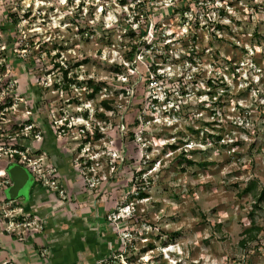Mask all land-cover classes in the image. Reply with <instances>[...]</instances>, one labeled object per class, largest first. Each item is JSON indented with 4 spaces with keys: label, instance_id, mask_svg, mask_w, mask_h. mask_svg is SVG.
Returning <instances> with one entry per match:
<instances>
[{
    "label": "rangeland",
    "instance_id": "1",
    "mask_svg": "<svg viewBox=\"0 0 264 264\" xmlns=\"http://www.w3.org/2000/svg\"><path fill=\"white\" fill-rule=\"evenodd\" d=\"M5 103L61 189L39 184L48 212L31 213L28 182L12 235L43 233L60 199L102 217L82 264H264V0H0Z\"/></svg>",
    "mask_w": 264,
    "mask_h": 264
},
{
    "label": "crops",
    "instance_id": "2",
    "mask_svg": "<svg viewBox=\"0 0 264 264\" xmlns=\"http://www.w3.org/2000/svg\"><path fill=\"white\" fill-rule=\"evenodd\" d=\"M32 177V182L29 184V198H23L22 205L31 213H37L36 209H40V212L45 214L48 209L42 204L45 196L43 194L47 191L40 189L39 184ZM60 202V199L53 202L58 210L52 217L56 219V223L48 225L43 233L34 232L29 239L30 242L12 235L4 228L0 229V264L3 262H6L5 264H82L95 253L98 254V240H90L88 236L92 234L93 239H97V231L102 226L99 225L102 217H94L92 207L88 206L84 209L83 204L77 201L74 202L75 205L73 203L60 205ZM63 204L65 207L61 210ZM44 249L48 251L47 259L42 255Z\"/></svg>",
    "mask_w": 264,
    "mask_h": 264
},
{
    "label": "built area",
    "instance_id": "3",
    "mask_svg": "<svg viewBox=\"0 0 264 264\" xmlns=\"http://www.w3.org/2000/svg\"><path fill=\"white\" fill-rule=\"evenodd\" d=\"M152 81L155 82V78H152ZM8 103L0 104V222L2 224H5V226L3 227L4 230L10 232L11 228H14L13 226H19L23 229V227L26 226L28 222L26 218H24V220L15 219L14 213H10L9 211V209L12 208L13 203L15 202V198L8 197L6 193V189L11 184V179L6 171V168L9 164L18 163L25 167L27 171L29 169L32 174H38V176H36V179L40 178L41 180L37 182L38 184L45 185L49 188L51 187L53 189H58V191H61V189H59L57 185H54L53 181L49 182L44 174L40 172V161L42 160V154L37 156L30 155L31 152H29V139L32 138L30 132L31 130L33 131L35 129L33 122H30V119L28 117H24L25 113L22 114L23 117L19 118L18 120L16 119V121H12V124L10 126L4 125V114H6L8 107L15 108L13 111L16 110V107H13L12 105L8 106ZM27 113H29V111H27ZM62 128L64 129V127ZM37 131L38 132H36L34 136L38 138V136L40 135V131L39 129ZM15 208H18L17 210L20 212L19 215H16L18 216V218L19 216H23L24 213H26V211H24V209L18 205H14L12 209ZM5 263L6 262H3V264ZM104 263L106 262L102 260L99 262H89L87 264Z\"/></svg>",
    "mask_w": 264,
    "mask_h": 264
},
{
    "label": "trees",
    "instance_id": "4",
    "mask_svg": "<svg viewBox=\"0 0 264 264\" xmlns=\"http://www.w3.org/2000/svg\"><path fill=\"white\" fill-rule=\"evenodd\" d=\"M217 26H219V25H217ZM143 32H145V30H144ZM136 46H137V44L134 43V44L131 46L130 51H128V53H127L125 56H127V57H132V55L130 54V52H131L132 50H136V49H135ZM145 46H148V47H149V46H150V43L145 44ZM151 66H152V65H151ZM115 68H116V67H115ZM152 69H153V71H155V67H154V66H152ZM154 74L156 75V73H154ZM63 75H64L65 77L67 76V69H64V71H63ZM67 80L70 82V77H68ZM64 86H66V85H64ZM99 86H100L99 83L95 82V81L92 80V79H88V80L86 81V87H87V88H91V91L88 93V97H92L93 94H94V92H95L98 88H100ZM101 103L103 104L104 108H106V109H111V108H112V106L110 105V103H109V101H108L107 99H102V100H101ZM177 107H179V105H178ZM176 145H177L176 143H171V144H170V146H171L172 148H175ZM185 159H186L188 162H190V163L193 162V161H192L191 159H189V158H185ZM200 164H206V161H200ZM254 185H255V181L251 180V181L249 182V184H248L246 187L243 188V191H247V192H248V191L252 190V188L254 187ZM137 194H138V196H140V197L145 196V195H144V192L141 191V190H139V192H138ZM253 195L255 196V198H256L257 201H260L261 199H263V198H264V187H262V188L258 191V194L254 193ZM255 205H256V203H255ZM251 221H252V223L249 224V225H247V226H245V227H243V229H242V231H241V238H240L239 241H238V243H239L240 246H244V245H246L248 242L252 241V240L255 239L256 236H257V232H258V230L260 229V227H259V226L253 221V219H251ZM149 244L152 245V243H149Z\"/></svg>",
    "mask_w": 264,
    "mask_h": 264
},
{
    "label": "water",
    "instance_id": "5",
    "mask_svg": "<svg viewBox=\"0 0 264 264\" xmlns=\"http://www.w3.org/2000/svg\"><path fill=\"white\" fill-rule=\"evenodd\" d=\"M6 171L11 179V184L6 189V193L8 197L15 198L19 196V191L32 180L31 174L18 163L9 164Z\"/></svg>",
    "mask_w": 264,
    "mask_h": 264
}]
</instances>
